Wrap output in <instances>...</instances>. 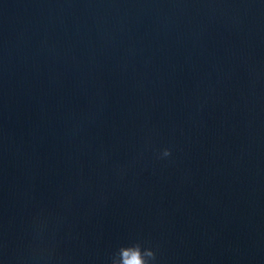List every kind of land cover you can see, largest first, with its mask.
<instances>
[{"label":"water","instance_id":"obj_1","mask_svg":"<svg viewBox=\"0 0 264 264\" xmlns=\"http://www.w3.org/2000/svg\"><path fill=\"white\" fill-rule=\"evenodd\" d=\"M136 242L264 264V0H0V264Z\"/></svg>","mask_w":264,"mask_h":264},{"label":"clouds","instance_id":"obj_2","mask_svg":"<svg viewBox=\"0 0 264 264\" xmlns=\"http://www.w3.org/2000/svg\"><path fill=\"white\" fill-rule=\"evenodd\" d=\"M171 156L169 149H164L160 158ZM111 264H157V254L152 248L144 247L141 242H136L131 246L120 247L113 255Z\"/></svg>","mask_w":264,"mask_h":264}]
</instances>
